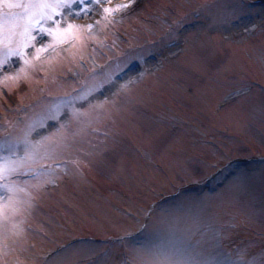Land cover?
<instances>
[{
    "label": "rangeland",
    "instance_id": "374dc122",
    "mask_svg": "<svg viewBox=\"0 0 264 264\" xmlns=\"http://www.w3.org/2000/svg\"><path fill=\"white\" fill-rule=\"evenodd\" d=\"M88 3L86 13L66 10L84 26L76 48L59 45L51 66L0 85V130L134 49L145 62L90 98L119 106L93 125L106 142L89 133L55 162L60 178L38 194L26 236L0 230V264H264V0ZM128 80L138 83L119 93Z\"/></svg>",
    "mask_w": 264,
    "mask_h": 264
},
{
    "label": "snow or ice",
    "instance_id": "6c2138e0",
    "mask_svg": "<svg viewBox=\"0 0 264 264\" xmlns=\"http://www.w3.org/2000/svg\"><path fill=\"white\" fill-rule=\"evenodd\" d=\"M100 2L93 0L96 5ZM77 4L80 5L77 15L90 10L88 0H0V70L9 67L14 60L21 65L12 75H0V85L19 83L29 79L33 70L51 66L59 55V45L77 47L75 41L82 39L80 33L84 26L65 19L66 10L71 14ZM124 7L128 5L104 8L103 12L107 14ZM112 23L115 22L105 15L106 26ZM90 35L95 39L94 34ZM41 36L50 38V42L37 47ZM176 38L175 29L170 28L169 41ZM50 50L56 55L50 53L42 58ZM82 59V55L73 54L71 62L79 67ZM144 62L143 50L134 49L132 54L106 66L99 78L96 72L90 71L80 89L63 91L62 94L50 93L45 97L49 102L42 104L38 113L6 122L0 130V230L6 225L10 237L15 240L26 236L28 219L39 202L38 194L46 185L55 184L60 178L55 162L67 156L77 142L89 133L103 135L105 141L101 144L109 136L108 132L100 133L93 125L102 117L118 113L119 106L115 100L91 103L90 98L106 86L115 85L117 79H123ZM140 75L143 76V73ZM52 83L58 90L65 88L56 79ZM135 83L138 80H128L119 85V93L128 92ZM84 102H88L87 108L78 107ZM49 121L57 124L55 131L39 135L41 130L47 129ZM37 135L39 138H36ZM69 163L76 170L85 166L84 161L78 158ZM5 247L0 238V256L4 254Z\"/></svg>",
    "mask_w": 264,
    "mask_h": 264
}]
</instances>
